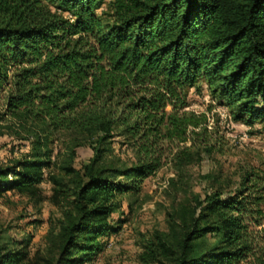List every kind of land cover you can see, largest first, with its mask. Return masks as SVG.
I'll return each mask as SVG.
<instances>
[{
  "label": "trees",
  "instance_id": "obj_1",
  "mask_svg": "<svg viewBox=\"0 0 264 264\" xmlns=\"http://www.w3.org/2000/svg\"><path fill=\"white\" fill-rule=\"evenodd\" d=\"M101 3L0 0V127L6 121L18 138H32L29 157L0 166V194L37 190L51 132L95 139L83 172L72 168L74 185L55 189L73 196L65 264L102 249L116 194L137 192L168 159L182 166L207 145L206 113L185 108L189 87L204 80L232 120L264 123V0H108L104 16ZM117 134L134 148L130 165L101 163ZM263 203L264 175L246 168L238 189L206 193L176 244L161 239L151 255L172 264H264ZM214 234L216 243L204 245ZM25 257L8 250L0 264Z\"/></svg>",
  "mask_w": 264,
  "mask_h": 264
},
{
  "label": "rangeland",
  "instance_id": "obj_2",
  "mask_svg": "<svg viewBox=\"0 0 264 264\" xmlns=\"http://www.w3.org/2000/svg\"><path fill=\"white\" fill-rule=\"evenodd\" d=\"M107 3L102 0L96 9L99 15L104 16ZM4 94L0 92V112L5 106ZM187 100L186 109L207 115V147H194L193 159L182 166L168 159L155 173L142 178L137 192L116 194L113 201L118 206L108 217L113 229L99 237L102 249L83 264H172L170 256L154 259L150 249L161 239L176 244L189 229L193 211H199V199L206 193L235 191L246 168L264 175L262 121L249 125L232 120L228 107L217 103L204 80L188 88ZM1 125L0 166L29 157L32 138H18L6 121ZM49 136L50 164L41 168L37 190L0 194V254L8 250L26 254L15 264H65L60 252L65 225L74 213L73 196L58 195L55 189L72 187L77 176L72 168L82 173L95 154L93 136L69 129L55 130ZM105 145L101 163L122 166L136 161L133 146L122 134ZM217 239L218 235H206L203 244L210 246Z\"/></svg>",
  "mask_w": 264,
  "mask_h": 264
}]
</instances>
